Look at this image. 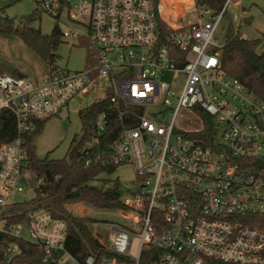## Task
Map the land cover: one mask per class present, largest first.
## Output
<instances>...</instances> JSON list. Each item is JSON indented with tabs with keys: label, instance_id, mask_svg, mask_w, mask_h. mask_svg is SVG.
Listing matches in <instances>:
<instances>
[{
	"label": "built area",
	"instance_id": "obj_1",
	"mask_svg": "<svg viewBox=\"0 0 264 264\" xmlns=\"http://www.w3.org/2000/svg\"><path fill=\"white\" fill-rule=\"evenodd\" d=\"M33 1L35 17L74 26L61 40H85L86 62L79 71L49 67L38 83L0 72V114L13 117L17 133L0 146V234L38 247L52 264H264V101L221 68L217 36L231 0L217 16L201 10L205 23L191 4L195 22L176 27L152 0ZM100 91L93 103L116 110L121 131L102 148V112L81 151L91 150L93 163L131 166L135 185L123 188L121 207L104 211L127 225L111 226L99 250L80 257L67 248L66 220L40 210L12 225L6 213L33 179L25 136Z\"/></svg>",
	"mask_w": 264,
	"mask_h": 264
},
{
	"label": "trees",
	"instance_id": "obj_2",
	"mask_svg": "<svg viewBox=\"0 0 264 264\" xmlns=\"http://www.w3.org/2000/svg\"><path fill=\"white\" fill-rule=\"evenodd\" d=\"M157 6L158 0H152ZM160 16L164 22L165 10L170 0H161ZM191 2V0H189ZM227 0H194L197 10H206L211 16H217L224 8ZM0 8V35H12L18 37L36 55H38L48 67L56 65V50L61 44V32L55 25L49 35H43L39 30L30 27L35 19V11L24 18L21 26H16L13 19L3 15ZM227 19V33L224 36V47L221 53V68L231 78L239 81L246 89L257 98L264 101V52L257 53L259 40L241 39L233 37L231 23L224 11L222 21ZM247 20V19H245ZM170 25V24H169ZM231 26V27H230ZM161 30L165 25L160 22ZM87 42L81 41L79 46L86 47ZM86 62V60H85ZM16 76L23 77L19 73ZM108 113L107 134L102 139L100 146L109 144L119 135L121 122L116 110H111L105 101L92 103L87 108L78 112L80 119V132L75 135L67 149V157L61 160L38 159L34 153V141L40 134L46 120L38 121L36 129L25 136L28 152V170L36 180L34 198L15 204L6 213L9 224L15 225L27 221L33 212L44 210L54 217L61 218L68 223L67 248L75 256L84 257L90 252L99 250V242L88 231V220L74 217L68 211V206L76 202H84L95 209L121 207L120 197L123 186L118 180L110 181L103 174L112 175L118 166L92 162L91 150L86 155L82 150L84 133L91 127L97 115ZM131 114L130 109L125 112ZM206 131L211 129L210 118L204 113H199ZM17 136L13 117L7 113L0 114V146L14 140ZM89 160V163L88 161ZM91 222V221H90ZM15 249V251L13 250ZM0 264H52L44 262V255L38 247L9 235L0 234Z\"/></svg>",
	"mask_w": 264,
	"mask_h": 264
},
{
	"label": "rangeland",
	"instance_id": "obj_3",
	"mask_svg": "<svg viewBox=\"0 0 264 264\" xmlns=\"http://www.w3.org/2000/svg\"><path fill=\"white\" fill-rule=\"evenodd\" d=\"M174 5H166L165 10L177 9L176 0H170ZM179 1V0H178ZM161 4L162 1L158 0ZM170 4V3H169ZM191 4L195 5L194 0ZM0 8H3V15L14 20L16 26L23 24L24 18L29 16L36 8L33 0H0ZM174 8V9H175ZM199 12V20L205 23L209 19V15ZM227 16L231 23V33L233 37H245L248 40H259L257 53L264 52V0H231L227 9ZM166 17L170 25H185L186 22H195L194 16H183L178 10H172ZM241 17V20H239ZM30 27L39 30L43 35H49L56 25L59 31H65L68 27H73L66 23L65 18L62 22L41 14L34 17ZM247 19V20H245ZM240 22V23H239ZM227 19L225 18L220 24V32L218 39L224 41L227 33ZM83 31L82 28H78ZM237 33V34H236ZM57 59L56 66L58 68L70 71H79L84 68L86 50L83 46H78L75 39H62L61 44L56 50ZM49 70L48 65L36 55L21 39L18 37L0 35V72L6 75L20 73L30 80L38 83L39 79ZM103 92L89 94L86 97H76L70 101L67 107L57 117L46 120L40 134L34 141V153L38 159L61 160L67 157V149L73 137L80 132V119L78 112L87 108L98 99L104 98ZM168 121V118H165ZM178 125V124H177ZM29 178H33L28 174ZM103 177L109 178L112 182L118 180L124 189L132 191L135 185V175L133 169L129 165H121L112 175L103 174ZM38 183V182H37ZM35 196V190L29 187L25 188L22 195L17 198L19 201H28ZM71 215L82 220H90L87 222V228L91 236L100 242H106L107 230L111 226H125L127 221L123 220L116 212H104L105 209H95L88 206L84 202H76L68 206ZM26 235V230L23 231ZM138 242L133 241V249L135 250ZM15 251V249H13Z\"/></svg>",
	"mask_w": 264,
	"mask_h": 264
},
{
	"label": "bare ground",
	"instance_id": "obj_4",
	"mask_svg": "<svg viewBox=\"0 0 264 264\" xmlns=\"http://www.w3.org/2000/svg\"><path fill=\"white\" fill-rule=\"evenodd\" d=\"M177 2H179V4L177 3V9L175 8L176 6H175V4L176 3H171L170 2V4H168V5H174L175 7V9L173 8V9H171V10H169L170 12L172 11V10H178V12L179 13H181L184 17L185 16H190V15H193V12H192V5H191V2L189 1V0H176ZM191 23H193L192 21H189V22H186L185 23V25H188V24H191ZM185 25H179V26H185ZM170 26H172V27H176L177 25H170Z\"/></svg>",
	"mask_w": 264,
	"mask_h": 264
},
{
	"label": "water",
	"instance_id": "obj_5",
	"mask_svg": "<svg viewBox=\"0 0 264 264\" xmlns=\"http://www.w3.org/2000/svg\"><path fill=\"white\" fill-rule=\"evenodd\" d=\"M257 165L259 167H263L264 168V164L262 165V164L257 163ZM29 187L31 189H35V187H36V180L34 178L29 182Z\"/></svg>",
	"mask_w": 264,
	"mask_h": 264
},
{
	"label": "crops",
	"instance_id": "obj_6",
	"mask_svg": "<svg viewBox=\"0 0 264 264\" xmlns=\"http://www.w3.org/2000/svg\"><path fill=\"white\" fill-rule=\"evenodd\" d=\"M159 5H161L160 3H159ZM194 20H196V18L194 17ZM239 20H241V17H239ZM240 23V22H239ZM177 26H179V25H177ZM237 34V33H236ZM239 38H241V39H246L245 37H239ZM16 73H14V74H12V75H15ZM20 74V73H19ZM20 75H22L23 77H26L25 75H23V74H20ZM27 78V77H26Z\"/></svg>",
	"mask_w": 264,
	"mask_h": 264
}]
</instances>
